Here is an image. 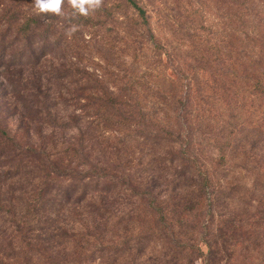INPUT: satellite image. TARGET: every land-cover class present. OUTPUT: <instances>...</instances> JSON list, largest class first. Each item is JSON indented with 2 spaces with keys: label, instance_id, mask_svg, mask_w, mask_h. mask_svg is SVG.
<instances>
[{
  "label": "trees",
  "instance_id": "1",
  "mask_svg": "<svg viewBox=\"0 0 264 264\" xmlns=\"http://www.w3.org/2000/svg\"><path fill=\"white\" fill-rule=\"evenodd\" d=\"M168 1L105 0L89 17L65 4L42 18L33 0H0V112L17 121L12 133L0 125V211L6 186L23 205L15 229L32 230L24 242L48 264H134L149 251L163 252L158 264H212L220 253L225 264H264V0H205L208 16L173 0L177 22ZM44 128L59 130V144ZM95 139L138 156L100 162ZM242 170L254 172L249 189L233 180ZM110 195L135 204L115 211ZM236 197L241 210L219 211ZM56 205L93 218L59 226V255L31 227Z\"/></svg>",
  "mask_w": 264,
  "mask_h": 264
},
{
  "label": "rangeland",
  "instance_id": "2",
  "mask_svg": "<svg viewBox=\"0 0 264 264\" xmlns=\"http://www.w3.org/2000/svg\"><path fill=\"white\" fill-rule=\"evenodd\" d=\"M193 4L189 7V10L196 9L199 5L202 6V14L205 16H208V14L205 11V7L203 6V3H206L205 0H198V4L196 3L197 0H190ZM170 5L173 7L172 11H169L172 16L174 17L175 21L177 22L178 19L181 17L179 16V9L174 8L175 3L173 0L168 1ZM173 2V3H172ZM216 6V2L214 3ZM213 8V6H211ZM169 13V14H170ZM200 14V10L197 12ZM199 17V15H198ZM186 24L183 25V31L180 35L178 34L179 30L176 29V34L173 32L175 31V27H170L171 31L174 35L176 36H169L168 40L172 41L173 46H177L183 43L184 41V34L186 33L185 29ZM180 31V32H181ZM1 70V69H0ZM41 71V69H39ZM43 71V70H42ZM29 72H35V70H30L25 72L24 74L27 75ZM50 85L54 89H58L59 85L55 83L53 80L50 81ZM6 112H0V125L1 127L5 128L6 130H9L11 133L13 131H17V121L12 113L11 110ZM59 114V108L57 110ZM45 129V134H50L52 133V136L54 138V141H56L59 144V139L61 138L59 134V130L55 129L51 131V128H44ZM33 137V135L31 134ZM35 138V137H34ZM109 145H112L111 140L107 142ZM109 145H105V142L103 140H98L95 139L92 149H91V156L95 160H100V162L103 163H110L112 160L115 162L116 156L121 158V160L126 161V158H132V157H137V153L130 152L126 156H124L123 150H119L118 152H112L114 150L109 149ZM260 147L257 148L259 155H261L262 159V164L260 168L263 169H256L257 172L260 174H264V143L259 145ZM134 150V149H133ZM237 156H241L240 154H237ZM144 160V159H143ZM237 160V159H236ZM241 160L238 159V163L241 164ZM247 163V166L249 169L255 168L256 164L253 162V159L248 158L247 161H244ZM128 163V162H127ZM129 164V163H128ZM134 164V163H133ZM254 172L249 171L247 172L246 170H242L241 172L235 173L234 177L236 179L234 182L235 183H240L245 186V188L249 189L250 186V181L253 179ZM162 178L159 180L161 181ZM17 185V184H16ZM25 187V186H24ZM171 184H160L158 191H161L162 194H168L170 193L171 189ZM4 190L6 191L5 195V200L3 201V204L5 205L4 210L0 211V248L2 252L0 253V264H48L47 260L45 259V254L44 251L42 250H36L32 251L28 249V246L24 242L28 238V234L31 231H27L25 227L22 229H15V223L18 222V220L21 218L22 212H23V205L21 202L18 200L17 197H14L13 195L9 194L7 191V187L4 186ZM18 194V192H17ZM163 197H167V195H164ZM120 196H114L110 195L105 198V200L112 206V208L116 211L117 210H122L123 205L120 203H125L126 206H128L126 209L130 207L131 204H135L134 201H125L121 202L118 200ZM119 202V203H118ZM120 205V206H119ZM58 206V205H56ZM242 204L241 202L236 198L228 200V201H221L218 204V209L221 213L223 214H230L233 211H239L241 210ZM81 217L83 220H80V215L78 214L80 211ZM92 217H89L87 214L83 213L82 208H76L75 212L68 211L67 209L64 211H59V206L52 208L50 213L48 214V221L44 222L43 224L40 225H34L31 226L33 228L35 235H38L39 240H41L44 248H47L49 251L54 250V254L59 255V244L56 241L55 238H57V235L59 233V226L62 224L68 228H74L75 230H78L81 228L83 223H88L90 224L92 222ZM112 225L108 224L106 226V229L108 230V238H110L111 235H113ZM121 227H117L116 231H120ZM190 237V236H189ZM185 238V237H184ZM194 238H197L196 235H194ZM52 244L53 247L50 248L49 245ZM203 250H206V247L202 246ZM161 254V256H157L158 254ZM222 258L218 256V259L212 260V264H225V259H224V254L225 253H220ZM220 258V259H219ZM164 255L163 252L159 251H149V252H143L138 255L136 258L134 264H158L161 260H164ZM117 262L115 264H126V262L131 263V260L125 258V259H117ZM101 262L103 264L111 262V261H97L95 263L91 264H101L98 263ZM197 264H202L201 259L196 261ZM110 264V263H109Z\"/></svg>",
  "mask_w": 264,
  "mask_h": 264
},
{
  "label": "clouds",
  "instance_id": "3",
  "mask_svg": "<svg viewBox=\"0 0 264 264\" xmlns=\"http://www.w3.org/2000/svg\"><path fill=\"white\" fill-rule=\"evenodd\" d=\"M105 0H33L36 14L42 18L49 14L64 15V5L67 4L73 16L89 17L104 7ZM77 30V26H71L67 35L70 37Z\"/></svg>",
  "mask_w": 264,
  "mask_h": 264
}]
</instances>
